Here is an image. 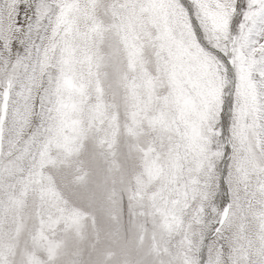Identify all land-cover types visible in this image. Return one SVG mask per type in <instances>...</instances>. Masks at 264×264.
<instances>
[{"label": "snow or ice", "instance_id": "obj_1", "mask_svg": "<svg viewBox=\"0 0 264 264\" xmlns=\"http://www.w3.org/2000/svg\"><path fill=\"white\" fill-rule=\"evenodd\" d=\"M0 264H264V0H0Z\"/></svg>", "mask_w": 264, "mask_h": 264}]
</instances>
